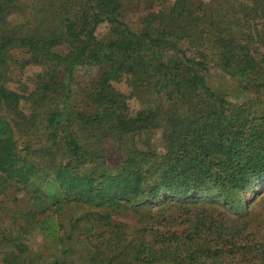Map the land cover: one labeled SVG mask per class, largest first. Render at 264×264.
<instances>
[{"label":"trees","instance_id":"16d2710c","mask_svg":"<svg viewBox=\"0 0 264 264\" xmlns=\"http://www.w3.org/2000/svg\"><path fill=\"white\" fill-rule=\"evenodd\" d=\"M141 1L49 0L19 34L6 25L24 4L0 0V195L33 194L24 224L0 233L15 249L1 264H68L27 256V236L41 230L67 256L82 224L86 264H264V0H147L135 29L126 19ZM87 68L97 76L79 83ZM211 69L253 98L230 103ZM156 130L160 152L136 146ZM111 139L113 167L91 150ZM173 206L185 220L168 231ZM68 211L71 233L57 221ZM124 212L141 224L118 223Z\"/></svg>","mask_w":264,"mask_h":264},{"label":"rangeland","instance_id":"374dc122","mask_svg":"<svg viewBox=\"0 0 264 264\" xmlns=\"http://www.w3.org/2000/svg\"><path fill=\"white\" fill-rule=\"evenodd\" d=\"M49 0H21L22 4H24L26 10L25 13H17V15H13L10 20L9 24L7 23L6 29L12 30V32L16 33H23L21 28L23 25H25V21L28 19L33 18L39 10H41L46 3ZM195 2L204 1L209 2L210 0H194ZM226 0H223L225 2ZM140 6L134 5L133 9L129 12L128 18L126 19V23H129L133 28L139 29L140 28V19L143 18L145 15L150 13L152 10L151 2L147 0H142L139 3ZM157 10V9H156ZM229 18H226V22L228 23ZM239 24L237 21L234 22L233 27L235 24ZM34 24V23H33ZM2 26H0V33ZM108 25L104 24L101 29L98 32V35L100 37H103L108 32ZM237 32H239V27L236 28ZM33 27L30 28L28 31H32ZM39 71L38 68H29L25 73H22L24 75L23 80L25 81L26 78L32 77L34 74H36ZM20 74V73H19ZM21 74V75H22ZM98 71L93 69H82L77 72V77L79 83L84 82L85 80H88V78H92L97 76ZM209 84L217 93L224 96L230 103L232 104H238L242 105L249 100L253 98L252 94L244 92L239 84L236 81L231 80L229 77L222 74L220 71L216 69H211V72L207 74ZM12 88L16 89L18 88L17 84H14L11 86ZM115 87L117 90L127 96L130 95L131 89L128 87L126 83L121 84H115ZM130 108L132 112H138L141 109H143L142 103L137 98H131L129 100ZM21 111L24 113H31L32 107L30 104H24L21 107ZM142 141L140 143H137V147H139L142 150L152 149L154 151L160 152L162 149V130H156L153 132H150L149 134H145ZM138 140V139H137ZM115 140H109L105 142V144H95L93 146V149H103L108 154V161L109 165L111 167L116 166L120 157V155L117 154V148L119 147V142ZM139 141V140H138ZM115 142V143H114ZM23 140L20 141V145L23 147ZM126 144V143H125ZM257 191H261L262 188L258 187L256 189ZM11 194V198L8 200L4 198L3 195H0V233L4 232H10L11 228L14 230L12 232H17L18 229L23 225L24 219L23 215L27 214L30 211V204L29 200L31 196L33 195L31 191L27 194V196H24V192L15 193V196H13L14 191L9 192ZM252 198V196H247V199ZM254 209L256 212L264 216V204H261L260 207H258V204L254 206ZM81 212V210H74V212ZM156 212V211H155ZM159 214L161 212H158ZM72 212L68 211L67 214H65L62 219H58L57 221L60 223L62 222L66 226V230H68L69 233H71V229L69 226L70 219ZM183 212L181 213L180 209H178L176 206L168 207L167 212L164 213L163 216H166V220L163 222L164 225L167 226V230H180L182 229V222L185 220L184 216H182ZM118 223L125 224V225H140V218L136 215H130L128 216L126 212H124L121 216L115 217ZM51 226L47 227L50 228ZM78 231H75V234L72 235L71 241L67 240L68 245L66 246V250H70V254L67 256L63 255L62 245L58 241V239L54 238H47L43 235L44 232H41V230H37L36 232H30V234L27 236V244L30 249V252L27 253V256H36L40 255L42 261H49L50 256L51 258L53 255L56 259H62L61 261L66 262L68 264H86L88 260L87 252L91 251V247L88 245L89 243L86 241V237L83 235L84 232V226L78 225L77 228ZM65 230H62L60 235L64 236ZM68 233V234H69ZM2 240V237H0V241ZM55 244V245H54ZM14 248H11L9 246H5L2 248L0 246V264L3 254L12 253L14 251Z\"/></svg>","mask_w":264,"mask_h":264}]
</instances>
